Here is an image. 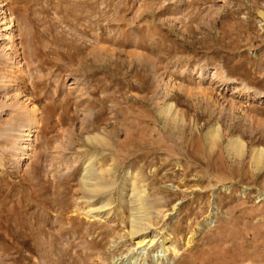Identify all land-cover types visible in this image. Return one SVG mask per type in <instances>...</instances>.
Returning a JSON list of instances; mask_svg holds the SVG:
<instances>
[{
	"label": "rangeland",
	"instance_id": "obj_1",
	"mask_svg": "<svg viewBox=\"0 0 264 264\" xmlns=\"http://www.w3.org/2000/svg\"><path fill=\"white\" fill-rule=\"evenodd\" d=\"M0 264H264V0H0Z\"/></svg>",
	"mask_w": 264,
	"mask_h": 264
},
{
	"label": "bare ground",
	"instance_id": "obj_2",
	"mask_svg": "<svg viewBox=\"0 0 264 264\" xmlns=\"http://www.w3.org/2000/svg\"><path fill=\"white\" fill-rule=\"evenodd\" d=\"M232 147L240 149L241 144H240L239 140H235L232 144ZM146 201H147V198L143 195L139 196L136 200H134V202H137L138 205L144 204ZM148 210L149 209H147V207H146L145 211L143 212L145 215H143V216L141 214L138 215L139 212H136L132 215L134 218L132 224H133V227L136 229V231H135L136 233H141V232H144L147 230V227L144 225V221H146L147 220L146 218L149 216ZM147 214H148V216H147ZM149 219L150 218L148 217V220ZM148 238H149V236H145L143 238V240L138 245L140 246V245H143L145 243H151L153 245V243L155 242V236H151L150 240H148Z\"/></svg>",
	"mask_w": 264,
	"mask_h": 264
}]
</instances>
